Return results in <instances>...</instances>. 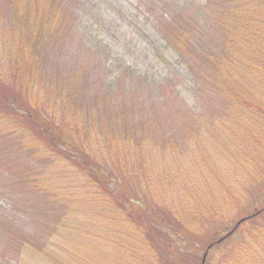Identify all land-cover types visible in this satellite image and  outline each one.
I'll use <instances>...</instances> for the list:
<instances>
[{
	"label": "rangeland",
	"instance_id": "rangeland-1",
	"mask_svg": "<svg viewBox=\"0 0 264 264\" xmlns=\"http://www.w3.org/2000/svg\"><path fill=\"white\" fill-rule=\"evenodd\" d=\"M66 2L74 11L75 22L73 21L69 27H63L62 36L66 34V31L67 34L65 40L58 44L62 47V51L55 50L53 61L44 59V64H50L47 72L54 71V64L59 56L65 67L66 64L75 65V67L84 66L81 80L78 82L76 77L72 76L70 82L80 87L83 84H90L92 95L97 88H100L97 94L105 100L104 107L100 108L103 111L107 106L114 105L118 101V96H121L120 100L123 96L127 101L134 100L137 94L133 98L128 96H133V89L137 85L160 88L163 83H166L170 87L175 86L172 92L169 88L166 89L165 84L161 87V92L169 96L163 107L158 105V108L154 104L151 107L153 115L156 109L158 110L157 119L146 111H136L133 116L139 124L131 136L132 124L128 122L119 124L117 131L124 130L130 136L127 143L123 144H130L129 147H122L111 139L115 138L113 128L111 127L110 132L106 130L102 123V118L105 119L104 114L102 118L100 114H97L92 126L93 130L96 129L95 133L101 136L93 143L96 157L102 158V154H105L112 165H118L120 158L134 157H132L135 161L132 164V170L121 174L122 181L133 189H136V183L142 187L137 188L136 199H141L146 193L149 201L155 205L154 215L159 224L164 222L160 215L168 216L170 213L167 212L165 203L171 206L174 204L185 206L184 202L189 203V201L180 191H177L172 198V196L163 197L165 192L159 190L157 186L147 189L145 184L147 174L145 175L144 171L155 174L159 170L161 173L176 174L182 178L188 173L193 178L199 179L197 183L203 190L197 201L191 203L201 211L193 213L197 220H193L192 223L203 237L196 234L184 235L175 227L177 235L171 234L170 238L176 241L175 244L180 247L182 255L179 256L175 249L168 251L167 245L162 246L160 243L159 249L164 257H167L165 262L161 259L160 264H194L192 256L188 254L202 255L206 248L200 249L197 242L203 241V245H208L216 239V241L224 239L225 242L218 249L211 251L210 264H223L222 259H227L228 264L258 262L264 264V251L260 254L262 255L260 260H257L256 254L252 253L254 246L264 250V242H256L257 244L254 243L252 249L248 250L250 244L245 241V237L246 225L249 224H246L239 233H234L230 238L227 237L232 234V228L243 216L248 215V212L254 208L264 207V180L259 183L260 186L248 187L243 196L239 195L235 198L231 196L230 188L240 187V191L245 186L243 187L240 183L237 186L233 185L237 177L233 176L236 169L231 167L232 161L228 163L231 170L222 166V174L225 177L224 186H218L210 180V186L206 187L201 181L205 176L200 174L201 166L208 162L215 163L217 151H223L225 156L231 155L229 159H232L233 155L237 161H245L239 174L242 177L248 176L253 166L248 165L246 161V158L250 157L247 149L254 141L249 133L257 131L258 125L252 126L245 122H220L225 110L230 113L231 109L223 107L224 99L215 94L221 93L219 79L215 85L207 88V82L203 78L200 80L197 78L198 70L196 69L193 73L187 62L172 50L167 36L169 22L177 23L179 19L185 20L186 16L196 17L195 23L183 25L190 29L191 25H200L199 19L202 15L210 19L207 16L210 4H212L210 11L214 15L219 12V9L225 11L226 8H231L230 2L223 3L221 7L219 6L221 0H66ZM164 5H170L171 10L163 16L157 15L153 9ZM185 9L191 10L183 11ZM229 12L233 13V10L229 9ZM63 13L62 16L67 21L69 13L65 10ZM174 18L175 20L172 21ZM202 20L205 22L204 24L201 21L203 31L209 34L210 25L204 16ZM210 21L213 24V20L210 19ZM71 27L73 37L66 38ZM220 27L215 20L213 37L217 36L216 30H220ZM3 31L4 29L0 27V46ZM56 36L54 35L51 39ZM71 39L73 41H70ZM1 52L0 48V54ZM65 71L70 73L71 69L67 71L65 68ZM66 78L69 80V76ZM160 83L162 84L159 86ZM67 96L68 93L65 94V98H60L66 109H68ZM71 97L70 95L71 103L79 101L78 97H75V101L71 100ZM149 101L152 102V99ZM171 101L174 103L173 106L169 105ZM106 110L110 111L111 108ZM127 120L130 121L131 117H127ZM109 122L113 123L112 120ZM6 127L7 131L4 130L6 134L0 140V156L3 155L0 157V241L2 244L5 239L7 240L8 234L4 232L6 229L2 228L3 224L31 232L35 229V223L46 221L47 217H44L47 215L50 225L47 230L58 231L55 242V246L58 245V253L76 257L79 264H155L157 262L158 256H155V253L145 244L143 245V236L138 235L134 227L125 226L122 223V214L120 212L115 214V210L104 208V204L96 201L97 189L87 179L78 175L66 162L47 157L34 138H31L34 146L29 145L25 149L26 138L19 125L10 122ZM109 137L111 138L108 140ZM104 139L108 141L103 142ZM36 151L43 154H34L33 152ZM135 151L141 154L136 155ZM238 153H245L244 158ZM44 157H46L45 162H41ZM262 160L264 161V155ZM34 168H38L43 177L38 186L41 189L40 194L37 190L34 193L30 192L24 182L29 176L35 175ZM18 176L22 177L20 183ZM112 177L115 178L114 175ZM244 183L246 185V181ZM218 190L226 194L230 193L233 198L225 208L222 206L216 209L214 204L213 198H219ZM46 196L52 197L49 198L50 214L38 211L36 216L30 215L28 208L34 206L41 208L42 203L38 199ZM134 203L137 211L144 210L146 207L144 199L137 201L138 205L135 201ZM178 212V209H175V216ZM64 214L67 215L65 219L68 222L59 228L53 225ZM174 219L176 221V218ZM165 220L167 221V218ZM34 239L39 242L46 240L53 243L51 238L45 237L44 234L38 235V238L34 236ZM240 250H242L241 254ZM225 252L229 256H226ZM3 254L0 244V262L14 263L16 257L14 252L4 254L7 257ZM244 255L250 257L249 261H251L250 255H253L254 262H245L244 259L247 258Z\"/></svg>",
	"mask_w": 264,
	"mask_h": 264
},
{
	"label": "trees",
	"instance_id": "trees-1",
	"mask_svg": "<svg viewBox=\"0 0 264 264\" xmlns=\"http://www.w3.org/2000/svg\"><path fill=\"white\" fill-rule=\"evenodd\" d=\"M225 2H230L232 7L226 8L225 11L219 9V12L216 13L219 15L218 17L210 11L212 6L210 4L207 16L213 20V24L210 19L202 15L201 20L199 19L200 25H191L190 29L185 28L183 26L185 23L190 24L196 21V17L186 16L185 20L179 19L177 23H168L167 36L172 50L187 62L193 73L196 69L198 70L197 78L199 80L203 78L207 82V88L215 85L219 79L221 93L216 92L215 94L224 99L223 107L231 109L230 113L225 110L220 122H245L252 126L258 125L257 131L249 133V136H253L254 141L247 149L250 157H247L246 161L248 165L253 166L250 168L248 176L242 177L239 174L245 161H237L233 155L232 159H229L231 155L225 156L223 151H217L215 163L209 164L210 162H208L203 166L200 165V174L205 176L201 179L204 186H210V180L218 186H224L225 177L222 174V166L231 170L228 163L232 161L231 167L237 170L233 175L237 177L233 185L237 186L240 183L243 184V187L245 186L240 191V187L233 188L234 190L230 188L231 196L236 198L239 195L243 196L248 187L260 186L259 183L264 180V161L262 160L264 155V0H221L219 6L221 7ZM191 9L183 11L189 12ZM229 9H232L233 13H230ZM64 10L69 13L67 21L62 16ZM153 10L157 15L163 16L164 13L171 10V6L164 5ZM203 16L212 31L209 34H205L203 31ZM174 20L175 18L172 21ZM215 20L221 27L220 30H216L217 36L213 37ZM73 21L75 22V14L66 0H0V27L4 29L0 46L2 51L0 54V140L6 134L4 130L7 131L8 123L13 122L19 125L26 138L25 149L29 145L34 146L31 140L34 138L36 144L38 143V146L43 148L47 157L66 162L78 175L87 179L97 189L96 201L99 204H104V208L115 210V214L120 212L122 223L125 226L134 227L138 235L143 236V245L145 244L155 253V256H158L155 264H160L161 259L164 262L167 259L159 249L160 243L162 246L167 245L168 251L175 249L180 256L182 255L180 247L175 244V240L170 238L171 234L177 235L175 227L180 229L184 235L196 234L203 237L192 223L193 220H197L193 213L201 211L191 203L197 201L202 193L203 188L197 183L199 179L193 178L188 173L182 178L176 174L161 173L159 170L155 174L144 171L145 175L147 174L145 178L147 189L157 186L159 190L165 192L163 197L172 196V198L177 191H180L182 196L189 201V203L184 202L185 206L178 204L171 206V204L165 203L167 212L170 213L168 216L160 215L164 222L159 224L154 215L155 205L149 201L146 193L142 195L141 199H136V190L141 186L135 182L137 186L136 189H133L122 181L121 174L129 173L132 170V164L135 163L134 157L120 158L118 165L110 164L105 154H102V158L96 157L93 143L101 136L95 133L96 129H92L96 115L100 114L102 118L104 114L105 119L102 118V123L109 132L112 127L115 136V138L109 137L108 140L111 138L117 142L116 144L129 147L130 144H123L127 143V139L139 124L133 114L136 111H146L157 119L158 110L156 109V113L153 115L151 107L154 105L158 108V105L163 107L169 96L161 92V87L165 84L166 89L169 88L172 92L175 86L170 87L166 83H160L159 86L162 84L160 88L137 85L133 89V96H128L133 98L137 94L134 100L127 101L124 96L120 100L121 96H118V101L115 100L114 105L106 107L111 110L107 111L105 108L103 111L100 108L104 107L105 100L97 94L100 88H97L95 94L92 95L90 84H83L80 87V85L74 86L70 82L72 76L76 77L78 82L81 80L84 66L75 67V65L66 64L65 67L60 56L57 57L54 64V71L47 72L50 64H44V59L49 62L53 61L55 50L62 51V47H59L58 44L65 40L67 34L66 31V34L62 36L63 27H69ZM203 23L205 24V22ZM72 30L71 27L66 38L73 37ZM54 35L57 36L51 39ZM65 68L67 71L71 69L70 73H67ZM66 76H69V80ZM64 82L67 83L64 84ZM66 93H68V109L60 101L61 97L65 98ZM70 95L72 96L71 100L75 101V97H78L79 101L71 103ZM149 99H152V102ZM169 105L173 106L174 103L171 101ZM129 116L131 117L130 121L127 120ZM109 120H112L113 123ZM126 122L132 124L130 136L124 130L117 131L119 124L122 125ZM108 140L104 139L103 142ZM135 152L136 155L140 153ZM33 153L41 154L42 152ZM92 155L95 156L92 157ZM239 155L244 158L245 153ZM45 160L46 157L41 162H45ZM220 167L222 169L219 171ZM168 171L170 170L168 169ZM33 172L35 175L29 176L24 182L30 192L34 193L37 190L40 194L41 189L38 186L43 177L38 168H34ZM133 172L135 173V169ZM20 178L22 177L18 176L19 183ZM244 181H246V185ZM237 191L239 192L237 193ZM230 193L226 194L218 190L219 198H213L216 209L222 206L225 208L229 204L232 198ZM49 198L52 197L46 196L38 199L42 203V207L28 208V211L31 212L30 215L36 216L38 211L50 214ZM142 199L145 200L146 207L144 210L137 211L134 201L137 203ZM175 209L179 211L177 216H175ZM46 217L48 218L47 215L44 218ZM47 218L43 223H35V229L31 232H25L20 227L13 228L3 224L2 228L6 229L4 232H8V234L7 240L5 239L3 244L0 241V244L4 254H11V251L15 253L13 264H72V262L79 264L76 257L58 253V245L55 246L58 231L56 229V232L53 229L52 231L47 230L50 226ZM65 218L67 215L64 214L53 225L58 228L63 226L68 222ZM166 218L169 222L165 220ZM240 220V223L234 229L232 228V234L228 235V238L234 233H239L246 224H249L246 225L247 235L245 237V241L250 244L248 250H251L256 242H264V207L254 208ZM40 231L41 233H38ZM171 231L172 233H170ZM17 233L19 234L16 235ZM42 234L51 238L53 243L46 240L39 242L34 239V236L38 238V235ZM216 240L211 241L208 245H203V241L196 243L200 249L206 248L202 255L188 254L192 256L194 264H202L204 254L206 255L204 262L210 264L211 251L218 249L225 242L224 239ZM4 244L6 245L4 246ZM254 248L252 253H255V258L260 260L262 256L260 254L264 250L257 249L256 246ZM241 251H239L240 254ZM244 253L246 252L244 251ZM225 255L229 256L227 252ZM244 256L247 258L244 259L245 262H254L252 261L254 260L253 255H250L251 261L248 259L250 257ZM222 262L228 264L227 259H222ZM0 263L4 264L2 261ZM255 264H259V262Z\"/></svg>",
	"mask_w": 264,
	"mask_h": 264
},
{
	"label": "water",
	"instance_id": "water-1",
	"mask_svg": "<svg viewBox=\"0 0 264 264\" xmlns=\"http://www.w3.org/2000/svg\"><path fill=\"white\" fill-rule=\"evenodd\" d=\"M240 223V221H238L237 223H236V226L238 225ZM221 240V239H220ZM219 240V241H220ZM204 261H205V255H204V257H203V261H202V264L204 263Z\"/></svg>",
	"mask_w": 264,
	"mask_h": 264
}]
</instances>
